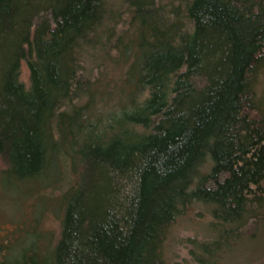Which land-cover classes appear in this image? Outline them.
<instances>
[{
    "label": "trees",
    "instance_id": "obj_1",
    "mask_svg": "<svg viewBox=\"0 0 264 264\" xmlns=\"http://www.w3.org/2000/svg\"><path fill=\"white\" fill-rule=\"evenodd\" d=\"M0 160V264H166L196 206L224 260L264 232V0H0Z\"/></svg>",
    "mask_w": 264,
    "mask_h": 264
},
{
    "label": "rangeland",
    "instance_id": "obj_2",
    "mask_svg": "<svg viewBox=\"0 0 264 264\" xmlns=\"http://www.w3.org/2000/svg\"><path fill=\"white\" fill-rule=\"evenodd\" d=\"M28 75L26 65L22 63L20 81L27 84ZM2 167L3 162L0 160V169ZM0 219H2L1 213ZM208 220V214L201 206L193 207L177 220L172 230V240L168 244V249H166V264H198L190 254L192 244L189 241L199 242L203 240L206 235L205 226ZM55 223L54 219H47L44 224L46 228H56ZM1 228L5 229L4 226ZM40 245L43 246V243H40ZM230 252L224 260H220L215 264H264V232H260V236L253 241L245 242L239 245L236 250Z\"/></svg>",
    "mask_w": 264,
    "mask_h": 264
}]
</instances>
